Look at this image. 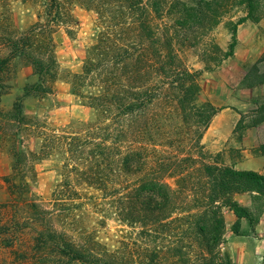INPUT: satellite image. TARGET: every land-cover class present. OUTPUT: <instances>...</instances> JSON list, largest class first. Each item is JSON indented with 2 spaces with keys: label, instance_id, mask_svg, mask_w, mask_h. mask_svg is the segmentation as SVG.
<instances>
[{
  "label": "rangeland",
  "instance_id": "1",
  "mask_svg": "<svg viewBox=\"0 0 264 264\" xmlns=\"http://www.w3.org/2000/svg\"><path fill=\"white\" fill-rule=\"evenodd\" d=\"M199 1L140 0L131 6L127 0H0V56L10 55V37H22L39 25L30 36L32 47L27 52L39 51L51 40L56 59L47 93L26 91L39 80L26 56L12 58L0 81V210L5 211L0 212V224L5 222L12 230L0 236V264L30 260L34 237L44 222L40 214L29 210L27 200L56 210L59 217L49 215L58 230L96 252H107L116 264H232L224 250L232 210L222 209L224 236L222 242L212 245V252L207 236L200 233L207 222L203 213L209 194L202 166L225 165L228 160L222 152H209L202 140L198 144L199 135L206 131L202 118L186 119L173 99L163 98L150 108L147 117L132 124L138 134L124 147L141 149L151 177L167 182L176 191V209L157 224L128 219L120 208L119 197L137 183L135 175L116 170L107 192L87 185L67 187L66 147L53 140L56 135L86 134L101 125L86 100L74 94L75 76L102 47L111 55L121 46L129 47L134 55L146 50L154 53L138 27L143 20L150 25V35L160 52L168 53L167 39H173L172 49L182 65L201 71L197 105L211 104L215 115L224 117L235 109L231 104L240 97V88L230 84L242 79L249 85L264 82V63L242 69L232 64L230 57L211 71L204 69L206 64L213 66V59L206 56L215 54L213 45L228 50L226 34H231V26L246 17L247 11L245 5L238 4L241 0L224 1L218 19L207 9L209 18L190 17L189 26H182L183 5L195 7ZM259 4L256 18L260 20L264 19V0ZM100 40H104L103 46ZM91 83L81 87L84 93L98 91ZM243 98L247 99V94ZM18 102L22 106L19 119L12 114ZM7 178L14 186H9ZM262 207L264 198L253 196L250 211L254 221ZM67 263L60 259L49 262Z\"/></svg>",
  "mask_w": 264,
  "mask_h": 264
},
{
  "label": "trees",
  "instance_id": "2",
  "mask_svg": "<svg viewBox=\"0 0 264 264\" xmlns=\"http://www.w3.org/2000/svg\"><path fill=\"white\" fill-rule=\"evenodd\" d=\"M127 1L131 6H136L140 0L138 3H133L136 0ZM224 1L229 0H200L195 7L184 4L182 8L184 19L180 24L184 27L189 26L190 17L209 18L210 13L213 19H218V12ZM238 4L245 5L247 15L231 26L232 42L226 52L217 45L212 46L215 54L206 56L213 59L211 62L213 66L206 64L204 68L206 71H211L223 60L233 56L238 25L246 20L259 21V18H256L260 10L259 0H241ZM207 9L210 13L206 12ZM217 23L215 20L214 24ZM38 27L40 28L39 25H35L22 37H10L7 41L11 47L10 55L0 56V81L3 73L8 70L12 58L26 56L30 59L39 80L26 89L28 94L34 91L47 93L49 77H54L56 69L51 40L42 45L39 51L27 52V49L32 47L30 36L38 31ZM138 27L142 36L150 42L148 47L155 50L154 53L150 54L146 50L134 55L129 47L121 46L111 55V52L105 51L102 47V50L89 57L82 72L75 76L74 94L86 100L88 106L95 111L101 125L86 134L56 135L53 140L66 147L68 163L65 165L64 183L67 187L87 185L107 192L111 175L116 170L126 176H137V183L123 193V198L119 197L120 208L128 219L140 220L146 225L149 222L157 224L170 216L176 209L177 196L176 191L167 182L151 177L148 161L141 149L124 147L133 134H138L134 129V122L147 117L150 108L163 98L173 99L186 119L194 116L202 118L204 130L209 127L216 110L209 103L197 105L201 94L199 83L201 71H192L182 65L179 56L172 49L173 39H167L169 52L164 54L157 49L147 21H140ZM103 41L100 40V46L101 44L103 46ZM88 81L98 90L96 93H84L82 88ZM260 82L262 81L254 84ZM12 114L17 119L22 115V106L19 102L15 104ZM203 134L199 135V145ZM202 169L207 178L209 194L208 205L203 213L207 222L201 227L200 233L207 236L210 243L209 251L212 252V245L222 242L224 236L223 208H229L237 217L238 220L233 225L236 234L239 232L240 219L246 218L254 222L250 210L238 204L234 196L247 192L263 199L264 177L252 171H238L218 162L203 164ZM5 180L9 186H14L9 178ZM27 202H30L27 203L29 210L40 214L44 225L38 229L34 237L30 256L32 261L28 260L22 264H49L54 259L66 260L69 262L67 264H116L107 252H96L82 241L73 240L66 232L58 230L53 221V216H58L56 210H47L35 201ZM5 207L3 205V208ZM0 212L5 211L1 209ZM10 232H12L10 226L2 222L0 236H7Z\"/></svg>",
  "mask_w": 264,
  "mask_h": 264
},
{
  "label": "crops",
  "instance_id": "3",
  "mask_svg": "<svg viewBox=\"0 0 264 264\" xmlns=\"http://www.w3.org/2000/svg\"><path fill=\"white\" fill-rule=\"evenodd\" d=\"M226 38L229 48L232 34H226ZM262 58L264 19L256 23L246 20L238 25L231 62L244 69L257 62L262 65ZM244 82L242 79L236 85L230 84L231 87L240 88V97H236L238 100L235 99V103L231 104L238 112L233 109L224 113V117L215 115L203 134L202 144L211 153H224L225 159H228L225 161L226 166L238 171L256 172L264 177V82L251 85ZM245 94L247 99L243 98ZM253 196L254 193L236 194L234 200L242 207L252 210ZM237 220L232 215L229 227L231 230L227 229L226 232L224 250L229 254L231 263L264 264V207L253 223L246 218L240 219L238 234L233 231Z\"/></svg>",
  "mask_w": 264,
  "mask_h": 264
}]
</instances>
